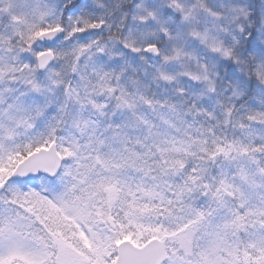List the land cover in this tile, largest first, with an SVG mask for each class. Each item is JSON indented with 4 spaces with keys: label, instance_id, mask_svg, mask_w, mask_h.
Here are the masks:
<instances>
[{
    "label": "snow or ice",
    "instance_id": "1",
    "mask_svg": "<svg viewBox=\"0 0 264 264\" xmlns=\"http://www.w3.org/2000/svg\"><path fill=\"white\" fill-rule=\"evenodd\" d=\"M0 264H264V0H0Z\"/></svg>",
    "mask_w": 264,
    "mask_h": 264
}]
</instances>
